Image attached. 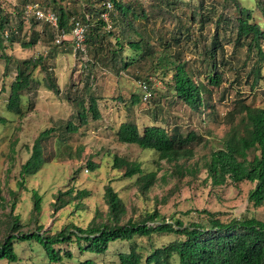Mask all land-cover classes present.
<instances>
[{
  "label": "trees",
  "instance_id": "1",
  "mask_svg": "<svg viewBox=\"0 0 264 264\" xmlns=\"http://www.w3.org/2000/svg\"><path fill=\"white\" fill-rule=\"evenodd\" d=\"M233 7L231 17L224 16L216 8L203 7L201 1L197 7L191 8L189 16L180 11L175 17L176 23L170 31V37L162 40L157 36V47L149 41L144 32L150 16L169 15L178 5L175 0H151L147 10L138 3L132 6L130 1L122 0H70L71 6L61 3L62 0H43L44 5L38 4L43 10L53 12L57 17L58 29L67 34L72 20L86 25L83 40V52L73 50L71 42L62 41L53 44V32L45 24L29 19L24 21L22 11L24 6L36 2L23 0V3L13 7L9 16L0 11V58L3 60V73L12 75L8 85V93L4 104L5 111L21 116L23 97L29 92L36 91L38 81L33 78V72L39 69L42 74V85L50 94L57 95L58 89L51 75L54 54L16 60L4 53L5 44L14 42L27 49L35 45L38 37L34 26L41 24L43 33L52 45L62 50L70 46L69 54H74L77 61L84 60L83 67L91 62L99 65L101 70L112 71L115 75L130 71L138 86H144L143 92L131 94L126 110L130 117L119 123L114 133L116 142L134 145L140 150H149L156 154V162L168 165L169 176L179 182L183 177H195L203 170L204 181L212 187L223 186L227 183L237 184L247 182L253 184L247 192V202L253 208H259L264 203V109L251 108L240 105L235 112L237 118L230 116L226 132L220 139L219 147L210 150L198 165L197 162L187 163L193 157L191 147L202 144V138L194 131L182 134L178 126H172L167 131L155 124L138 129L131 117L132 108L148 102L154 96L149 75L158 73L164 85L168 87V95L188 108L190 112L201 113L208 105L203 98L206 92L204 85L195 83L186 69V64L180 60L178 51L170 53V47H186L191 43L193 55L204 71L206 85L217 88L222 82L220 67L225 70L244 69L245 83L250 87L256 86L263 80L261 71L264 67V52L261 42L264 40V0L255 1L261 21H255L252 10L242 7L239 0H223ZM108 3L109 10L104 9ZM37 4V3H36ZM45 6V7H43ZM139 12H135V8ZM50 8V9H48ZM106 13L109 28L100 18ZM184 17V18H183ZM13 22V23H10ZM31 26V33L27 41L21 40L20 31L23 25ZM206 26H212V33L201 37V31ZM193 27L199 31L197 39L193 38ZM112 37V45L102 47V41ZM231 43V54L225 57L223 45ZM129 51L128 55L124 54ZM241 53V57L239 54ZM91 59L89 60L88 55ZM47 55V56H46ZM48 57L49 64L45 63ZM234 63V68L230 65ZM146 68L142 71L140 63ZM205 66V68H204ZM90 71L88 70V73ZM168 77V78H167ZM85 90L90 86L89 75L85 77ZM236 84H239L235 80ZM142 92V91H141ZM165 96H163L164 98ZM70 98L69 93L65 99ZM31 101V100H30ZM76 107V119L79 125L86 122V113L92 120L99 118L96 99L87 97L86 108L82 99H71ZM158 100L152 103L158 107ZM33 102H28L30 110ZM153 121L155 116L153 115ZM5 118L0 116V125H4ZM64 132L76 131V127L66 123ZM51 128L44 129L33 139L28 158L19 167L18 178L34 175L44 164L42 158V143L46 140ZM111 169L122 171L121 179L134 178V185L140 195H145L155 182L154 172H144L140 163L130 162L123 157L111 155ZM86 167L92 171L96 168L89 161ZM102 202L105 206L103 214L93 213L90 221L83 227L72 223L64 225L59 230H43L41 225H34L33 229H22L17 215L12 214V206L7 213L8 223L3 228L4 234L0 239V261L7 264L15 263L18 257L14 245L19 243H34L43 253L47 264H60L64 259L71 260L72 254L63 245L74 244L79 253L104 255L108 245L113 242L128 244L126 252L117 254V264H264V220L252 217L230 218L220 220L215 213L202 211L205 221L184 225L179 220L165 223L157 210L145 212L136 219L128 217L124 220L125 206L113 188L106 184L102 188ZM170 190L168 194L170 195ZM89 195L85 190L74 191L69 188L64 192L58 191L51 204L53 212L63 209L74 201H79ZM31 215L34 220L39 212L38 199L32 195ZM1 201V198H0ZM165 202V199L159 200ZM35 222V221H34ZM173 235L177 239L169 241L159 247H151L147 252L135 243V239L149 240L152 235ZM76 264H97L91 259H83Z\"/></svg>",
  "mask_w": 264,
  "mask_h": 264
},
{
  "label": "rangeland",
  "instance_id": "2",
  "mask_svg": "<svg viewBox=\"0 0 264 264\" xmlns=\"http://www.w3.org/2000/svg\"><path fill=\"white\" fill-rule=\"evenodd\" d=\"M41 6L43 0H28ZM130 1L132 6L138 3L141 8L147 10L151 0H122ZM178 5L169 15L150 16L148 24L144 26V32L157 50V36L167 40L171 35L175 17L180 11L189 16L191 8H196L199 2L203 7L216 8L224 16L231 17L233 7L223 0H175ZM23 0H0V11L9 16L14 6L21 5ZM63 4L71 6L70 0H62ZM242 7L252 10L255 21L260 22L261 17L255 8L253 0H239ZM45 7V6H43ZM46 8V7H45ZM139 12L138 7H134ZM50 9V8H48ZM184 18V17H183ZM13 23V22H10ZM212 26H206L201 31V37L212 33ZM38 37L35 45L24 49L17 42L10 46L6 43L4 53L16 60L44 55L46 52L54 54L51 75L57 86L58 94H50L42 85L43 74L39 69L33 72V78L38 81L36 91L29 92L23 97V109L21 116L13 115L4 109L8 85L12 75L3 73V60L0 58V116L5 118L4 125H0V239L3 228L7 225V213L12 206V214L17 215L22 229H33L34 225H41L43 230L55 231L68 223L83 228L92 218L93 213H104L105 206L102 202V188L109 184L117 193L125 206L124 220L128 217L137 218L145 212L157 210L165 223L179 220L184 225L193 222L205 221L202 211L215 213L222 220L230 218L252 217L264 220V203L259 208H253L246 199L247 192L253 184L241 182L237 184L227 183L223 186L212 187L208 181H204L205 173L200 170L195 177L185 176L179 182L167 175L168 165L164 162H156V154L149 150H140L134 145L120 144L116 142L114 133L119 123L130 117L126 107L131 94L143 92L138 81L133 80L130 71H123L115 75L112 71L101 70L94 62L89 69L83 67L84 60L77 61L74 54H69L70 46L63 51L52 45L51 41L42 32V25L34 26ZM32 29L28 24L23 25L20 31V39L27 41ZM193 38L197 39L199 31L193 27ZM113 38L102 41V47L112 45ZM186 47L171 46L170 53L178 51L180 60L186 64L192 80L204 85L206 92L203 98L208 109L201 113H193L186 106L168 95V87L160 79L158 73L149 75L150 88L154 94L152 100H158V107L151 101L141 102L132 108L131 117L139 130L143 126L155 124L170 131L172 126H178L182 134L194 131L202 138V144L191 147L193 157L187 163L197 162L198 165L206 157L210 150L219 147L220 139L228 128L230 116L235 115L240 105L251 108L264 109V67L261 71L263 80L256 86L250 87L245 83L244 69L225 70L218 68L222 76L219 87L206 85L204 71L200 73V67L192 52L191 43ZM264 52V40L261 42ZM225 57L231 54V43L223 45ZM130 52L125 51L128 55ZM232 55V54H231ZM47 56V55H46ZM239 57L242 58L241 53ZM91 59L90 54L88 55ZM45 63L49 64L48 57ZM231 61L230 65L233 66ZM142 71L146 68L140 63ZM237 68V66H233ZM205 68V66H204ZM88 70L90 71L88 73ZM89 75L90 86L85 90V77ZM168 78V77H167ZM235 80L239 82L236 84ZM142 91V92H141ZM69 93L70 98L65 99ZM96 99L99 118L92 120L86 113V122L79 125L76 119V107L71 99H82L86 108L87 97ZM163 96H165L163 98ZM31 100V101H30ZM157 101V102H158ZM28 102H33L30 110H27ZM153 115L155 121H153ZM76 127V131L64 132L66 123ZM52 131L42 143V158L44 164L34 174L26 176L23 180L18 178L19 167L29 156L33 139L44 129ZM111 155L123 157L130 162L140 163L144 172H154L155 182L145 195H140L134 185V178L121 179L122 171L111 169ZM89 161L96 168L90 171L86 167ZM69 188L74 191L85 190L89 195L79 201H74L56 212L52 211L51 204L58 191L64 192ZM172 191L169 195L168 192ZM32 195L38 199L39 212L32 220ZM161 198L165 202H159ZM35 221V222H34ZM177 239L173 235H152L149 240L135 239V243L141 246L143 252L151 247L165 245L169 241ZM72 254L71 260L64 259L60 264H76L83 259H91L97 264H117V254L127 251L128 244L113 242L108 245L104 255H92L79 253L74 244L63 245ZM18 261L10 264H47L40 248L34 243H19L14 245ZM0 264H7L0 261Z\"/></svg>",
  "mask_w": 264,
  "mask_h": 264
},
{
  "label": "built area",
  "instance_id": "3",
  "mask_svg": "<svg viewBox=\"0 0 264 264\" xmlns=\"http://www.w3.org/2000/svg\"><path fill=\"white\" fill-rule=\"evenodd\" d=\"M104 9L107 11L110 9L108 3L104 4ZM21 18L26 22L29 19L41 22L47 25L53 32V44H59L62 41L71 42L72 49L83 52V40L86 33V25L80 23L77 20H72L70 30L67 34L58 29L56 15L48 10H43L38 4H28L24 6ZM100 18L106 23V29L109 28L106 13L100 14ZM144 89V86H141Z\"/></svg>",
  "mask_w": 264,
  "mask_h": 264
}]
</instances>
